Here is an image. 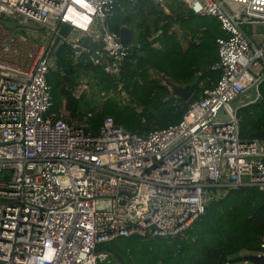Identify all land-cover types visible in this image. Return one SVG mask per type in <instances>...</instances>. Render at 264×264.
I'll return each mask as SVG.
<instances>
[{
    "label": "built area",
    "instance_id": "1",
    "mask_svg": "<svg viewBox=\"0 0 264 264\" xmlns=\"http://www.w3.org/2000/svg\"><path fill=\"white\" fill-rule=\"evenodd\" d=\"M142 1L0 0V264H109L98 244L181 236L203 215L210 190L264 193V141L242 140L229 107L254 84V102L260 99L264 0H153L180 2L224 33L212 66L218 80L200 84V98L177 124L139 135L106 117L95 134L91 112L73 117L64 101L52 110L53 41L72 50V63L86 54L117 76L138 45L122 44L108 22L123 2ZM10 18L20 27L5 26ZM62 25L71 28L66 38ZM171 30L182 34L177 25ZM79 39L100 42L90 53L77 50ZM117 91L126 98L122 85Z\"/></svg>",
    "mask_w": 264,
    "mask_h": 264
},
{
    "label": "trees",
    "instance_id": "2",
    "mask_svg": "<svg viewBox=\"0 0 264 264\" xmlns=\"http://www.w3.org/2000/svg\"><path fill=\"white\" fill-rule=\"evenodd\" d=\"M165 5L167 12L153 0L123 2L115 10L108 22L115 34L130 25L134 10L143 18L152 16L147 19L157 27L154 36L146 29L136 42L135 55L122 62L117 76H110L89 62L86 54L76 63H67L58 49L47 75L52 110L64 101L73 117L91 112L90 130L95 134L106 117L125 131L139 135L177 124L188 106L200 98V84L209 87L218 80L219 72L212 66L218 60L216 40L224 33L212 17L194 15L180 2ZM174 24L180 28L181 36L171 30ZM151 73L178 86H189L191 98L187 102L174 98ZM82 77L90 78L97 93L105 96L98 105L91 106L84 95L72 96ZM124 84H128V94L126 102L120 104L113 95ZM259 94L258 101L236 112L242 140L264 141V81L259 85ZM175 101L181 104L176 106ZM216 191L210 190L209 206L181 236H118L98 244L95 252L108 254L109 264H249L243 261L246 255L264 256V193L240 188L216 198Z\"/></svg>",
    "mask_w": 264,
    "mask_h": 264
},
{
    "label": "water",
    "instance_id": "3",
    "mask_svg": "<svg viewBox=\"0 0 264 264\" xmlns=\"http://www.w3.org/2000/svg\"><path fill=\"white\" fill-rule=\"evenodd\" d=\"M2 22L5 26L9 28L20 27L19 24L13 23L7 20H3ZM70 31H71V28L69 26L62 25L59 30V36L66 38L69 35ZM119 38L122 44L127 45L132 40V34L127 27H122L119 30ZM99 42L100 40H98L97 42H89L88 39H79L77 43L78 45H80V47L77 50L80 51L81 48H88L89 52L93 53V51L97 47V43ZM59 46H60V38L58 37L53 41L52 46L48 52V57H51L54 51L59 48ZM164 81H165L164 82L165 85L170 89L171 95L173 97H177L181 99L183 102H187L191 98L192 93L190 91L189 86H178L167 78H165ZM122 89L127 95L128 94V84L122 85ZM255 97H256V85L254 84L249 88L248 93H246V95L239 97L236 101L230 102L229 107L233 111L238 110L239 108H242V107H245L247 105L254 103ZM217 116L222 118L223 117L222 111H219ZM209 204H210V200L206 202L205 204L206 207L209 206ZM243 261L249 264H264V256L247 255L243 258Z\"/></svg>",
    "mask_w": 264,
    "mask_h": 264
},
{
    "label": "rangeland",
    "instance_id": "4",
    "mask_svg": "<svg viewBox=\"0 0 264 264\" xmlns=\"http://www.w3.org/2000/svg\"><path fill=\"white\" fill-rule=\"evenodd\" d=\"M159 8L161 9H166V5L164 6H160L158 5ZM166 6V7H165ZM177 6V5H176ZM126 11V9L124 10ZM166 11H168L166 9ZM137 11L134 10V13H135V16L133 17V20H131L130 22V25L129 26H125L127 27L129 30H132L133 33H132V43L136 44L137 41H139L142 36L144 35V33L146 32V29L148 28V31L150 32V36H154L155 35V32L157 30V27H154L153 24L151 23V20L149 21L147 19V17H152V16H149L147 15L146 18H143L142 16H139L137 15L136 13ZM144 16V14H143ZM9 21H15L13 19H8ZM40 35L44 36L43 39L46 38V34L43 30H40ZM41 40V39H40ZM97 46H99V43H97ZM60 52H61V56L62 58L64 59L65 62L67 63H70L72 58H74V55H73V52L72 50L67 47V46H64L62 45L60 48H59ZM58 50H55L54 53H53V57L56 61V53H57ZM58 56V54H57ZM67 58V60H66ZM71 59V60H70ZM54 65V64H53ZM151 76L154 77L155 79H158L159 81L162 82L163 85H165V81L164 79L165 78H162L160 77L159 75L155 74V73H151ZM81 86V87H85L83 88L82 90V95H84L85 99L88 100L89 104L91 106L93 105H98L100 102H102L104 99H105V96L103 94H98L97 93V89L96 87L93 85V83L90 81V78L88 77H82L80 80H79V85L78 87ZM166 86V85H165ZM76 87V88H78ZM167 87V86H166ZM168 88V87H167ZM169 89V88H168ZM170 90V89H169ZM110 97H112V95H110ZM113 97H115L116 101L119 102L120 104H124L126 102V98L123 97L122 95H113ZM225 194V191H222V190H217L214 194V197H219V196H223ZM211 197V195H210ZM247 256V255H246Z\"/></svg>",
    "mask_w": 264,
    "mask_h": 264
},
{
    "label": "crops",
    "instance_id": "5",
    "mask_svg": "<svg viewBox=\"0 0 264 264\" xmlns=\"http://www.w3.org/2000/svg\"><path fill=\"white\" fill-rule=\"evenodd\" d=\"M176 26V24L172 25V27ZM178 26V25H177ZM179 36V35H178ZM181 36V35H180ZM183 46H185V44L183 43Z\"/></svg>",
    "mask_w": 264,
    "mask_h": 264
}]
</instances>
